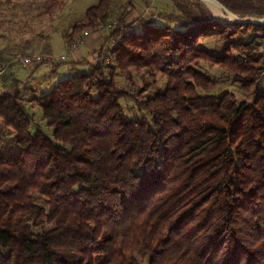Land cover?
<instances>
[{"label": "trees", "instance_id": "16d2710c", "mask_svg": "<svg viewBox=\"0 0 264 264\" xmlns=\"http://www.w3.org/2000/svg\"><path fill=\"white\" fill-rule=\"evenodd\" d=\"M65 1L45 0L43 10ZM170 2L174 10L158 14L165 23L128 21L133 0L121 21L109 20L114 0H100L72 25L70 46L110 24L108 47L31 97L51 136L32 130L12 72L18 53L0 50V64L11 62L0 77V118L15 131L13 147H0V264H264V23L220 21L202 0ZM219 2L264 17V0ZM211 37L220 47L204 45ZM203 63L252 98L210 92L226 79ZM132 70L155 83L131 94L116 76ZM128 97L150 118L130 117Z\"/></svg>", "mask_w": 264, "mask_h": 264}, {"label": "rangeland", "instance_id": "374dc122", "mask_svg": "<svg viewBox=\"0 0 264 264\" xmlns=\"http://www.w3.org/2000/svg\"><path fill=\"white\" fill-rule=\"evenodd\" d=\"M44 1L45 0H0V50L4 51L6 54L12 55L19 52L31 54L42 53L45 52L43 49L45 47L51 49L50 55L54 56L55 59L51 62L43 63L40 68H36L38 64L20 66L16 63L12 69L13 74L21 81L19 87L24 94L26 110L33 118L32 130L41 126L51 136L52 128L47 126L46 120L43 117L42 108L36 101H32L31 97L34 94H42L59 79L73 74L72 69L74 67H77L79 70L88 68V63H97L96 61L98 60L97 57L99 53L106 51L108 47L104 44V36L109 31H91L90 35L85 37L84 44H82L76 52L70 53V40L67 35L71 32L72 25L77 21L86 22V10L91 5L98 4L100 0H66L62 8L57 9L53 14L46 13L43 10ZM133 1L137 8L130 17H128V21H132L140 16L145 18L153 17V21L165 23L163 19L159 18L158 14L174 10V6L170 0ZM202 1L204 5L213 12L215 18L223 22H236L241 21V19H254L255 22L264 19V17L257 18L252 16H247L245 18L240 17L232 13L219 2V0H213L212 5L206 0ZM213 9H217L215 12L219 15L223 12L226 17L224 19L219 18L216 16ZM125 10H127L126 0H114L107 19L121 21V16ZM218 10L221 12H218ZM172 25H175V23H172ZM250 34H252V31L245 33L246 37H249ZM94 37L97 39H92ZM203 43L209 48H217L222 44L216 37L207 38L203 40ZM62 54H68L67 58L64 63H62L63 65L59 67L56 72H53L55 65L61 63L58 57ZM109 62H111L110 59ZM203 66L212 77L226 79L210 92L221 94L225 90L233 91L238 102L243 99L249 100L252 98V92L247 93L241 90L239 84L233 82L228 72L224 69L208 63H203ZM118 73L119 74L116 76L118 82L126 87L131 94H136L138 89L147 84L146 82L155 83L153 76H150L146 72L140 73L136 70H132V77H129L127 73ZM154 77L156 78L157 85L160 86L164 84L165 78L161 74L158 73ZM155 87L156 86L147 89L145 91L146 95L152 94ZM122 103L130 117L138 116L147 119L150 118L146 110L140 107L132 97L123 98ZM14 139V129L7 126L3 119L0 118V147L11 149L14 144Z\"/></svg>", "mask_w": 264, "mask_h": 264}, {"label": "built area", "instance_id": "2783aa9c", "mask_svg": "<svg viewBox=\"0 0 264 264\" xmlns=\"http://www.w3.org/2000/svg\"><path fill=\"white\" fill-rule=\"evenodd\" d=\"M105 27H106V28H105ZM110 28H111V25H110V24L106 26V25H104L103 23H100V24L97 25L95 31H100V32H101L102 30L110 29ZM91 31H92V30H91ZM91 31H88V30L85 31V32L82 34V36L79 37V38H78V39H77V40H76V41L70 46V51H69V52H70V53H74V52H76V50H77L78 48H80V46H81L82 44H84V42H85V37L89 36ZM261 49H262V51H263V53H264V47H263V46H261ZM67 55H68V54H62V55H60V57H58V58H60L61 61H65L66 58H67ZM44 58H48V59H50L51 61L55 59V57L52 56V55H50V56H46V55H43V54H41V53H35V54H32V55H29V54L24 55V54H22V53H18V54L15 55V57L13 58L12 61L19 62V64H21L22 66H29V65H37V64L41 63L42 60H43ZM10 63H11V62H8V63H1V64H0V77H1L4 73H6V72L9 70V68H10Z\"/></svg>", "mask_w": 264, "mask_h": 264}, {"label": "bare ground", "instance_id": "6f19581e", "mask_svg": "<svg viewBox=\"0 0 264 264\" xmlns=\"http://www.w3.org/2000/svg\"><path fill=\"white\" fill-rule=\"evenodd\" d=\"M206 1L209 2L210 5L213 4V2H212L213 0H206ZM213 11L216 14V16H218L221 19H224L226 17V15L223 12L221 13V15H219L217 12H215V11H217V9H213ZM218 12H221V11L218 10Z\"/></svg>", "mask_w": 264, "mask_h": 264}, {"label": "water", "instance_id": "95a60500", "mask_svg": "<svg viewBox=\"0 0 264 264\" xmlns=\"http://www.w3.org/2000/svg\"><path fill=\"white\" fill-rule=\"evenodd\" d=\"M241 21H254V19H245V20H243V19H241ZM255 22H258V23H264V19H262V21H255Z\"/></svg>", "mask_w": 264, "mask_h": 264}, {"label": "crops", "instance_id": "0c3cea01", "mask_svg": "<svg viewBox=\"0 0 264 264\" xmlns=\"http://www.w3.org/2000/svg\"><path fill=\"white\" fill-rule=\"evenodd\" d=\"M92 39H95V40H96L97 38H96V37H94V38H92Z\"/></svg>", "mask_w": 264, "mask_h": 264}]
</instances>
